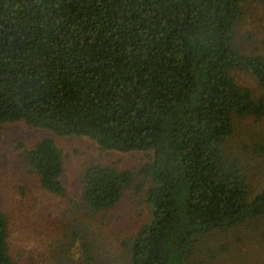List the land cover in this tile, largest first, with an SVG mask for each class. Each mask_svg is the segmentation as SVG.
I'll return each mask as SVG.
<instances>
[{
  "label": "trees",
  "instance_id": "obj_1",
  "mask_svg": "<svg viewBox=\"0 0 264 264\" xmlns=\"http://www.w3.org/2000/svg\"><path fill=\"white\" fill-rule=\"evenodd\" d=\"M247 3L264 0H0V127L22 121L151 154L131 170L88 165L68 199L94 215L127 190L144 194L149 219L130 239L129 264H206L198 239L235 237L264 218V185L252 192L229 146L239 122H264V59L242 55L235 40ZM246 149L264 165V130ZM16 150L41 190L66 197L51 138ZM1 204L0 193V264H14ZM64 237L68 264L91 263L82 232Z\"/></svg>",
  "mask_w": 264,
  "mask_h": 264
},
{
  "label": "rangeland",
  "instance_id": "obj_2",
  "mask_svg": "<svg viewBox=\"0 0 264 264\" xmlns=\"http://www.w3.org/2000/svg\"><path fill=\"white\" fill-rule=\"evenodd\" d=\"M236 43L244 56L264 59V5L247 3L236 23ZM238 84L260 94L253 78L236 73ZM264 122L254 124L246 119L237 124L229 142L239 149L248 167L252 192L264 185V165L250 159L249 146L258 141ZM45 138H51L63 155L64 172L61 178L66 197L41 190L37 178L27 172L17 144L27 148ZM150 153L103 150L84 137H58L53 133L25 125L22 121L0 127V193L1 208L7 218L8 248L14 264H68L65 252V231L82 232L90 249L91 263L129 264V242L149 219L144 194L135 189L124 192L119 204L104 213L89 215L85 209H73L68 199L79 192L80 174L92 164L112 165L131 170L144 164ZM195 252L208 264H264V218L250 219L240 234L225 238L213 234L211 240L198 239ZM59 254L61 258H59ZM74 259L71 264H83Z\"/></svg>",
  "mask_w": 264,
  "mask_h": 264
}]
</instances>
